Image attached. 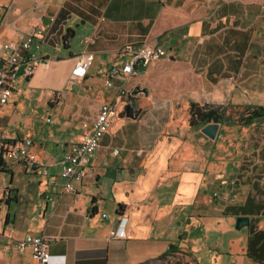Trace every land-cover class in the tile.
Segmentation results:
<instances>
[{
  "label": "crops",
  "instance_id": "0c3cea01",
  "mask_svg": "<svg viewBox=\"0 0 264 264\" xmlns=\"http://www.w3.org/2000/svg\"><path fill=\"white\" fill-rule=\"evenodd\" d=\"M51 18L33 73L24 59L0 105V141L30 138L57 198L40 195L51 185L23 162L0 160V264H38L13 243L27 234L53 239L48 264H150L178 251L193 264H264L248 253L264 232V122L219 125L211 139L188 112L191 102L264 105V0H0V68L4 42ZM141 43L169 55L106 86L119 49ZM84 53L86 75L70 82ZM105 102L118 115L86 178L64 190L63 154ZM239 216L249 221L237 228ZM122 217L125 236H111Z\"/></svg>",
  "mask_w": 264,
  "mask_h": 264
},
{
  "label": "built area",
  "instance_id": "2783aa9c",
  "mask_svg": "<svg viewBox=\"0 0 264 264\" xmlns=\"http://www.w3.org/2000/svg\"><path fill=\"white\" fill-rule=\"evenodd\" d=\"M52 21L53 18L44 26L36 27L27 35L20 36L18 40L7 41L2 44V52L6 56V64L0 68V105L7 103L11 98L10 81L14 78L15 69L24 59H26L24 74L31 75L33 73L34 64L38 60L37 53L41 48L47 31L52 26ZM168 55V52L160 46L148 43H141L136 46L126 44L119 49L116 61L108 67L105 84L110 87L113 84V77L129 76L135 73L136 67L146 66ZM92 60L93 54L91 53L80 55L71 68L70 82L82 79L86 75ZM120 92L126 93L127 99L129 98V93L124 89L120 90ZM117 115L118 111L113 103H103L97 111L92 124L90 126L84 124L87 130L82 134V137L78 141L69 144L63 154L59 173L64 190L74 191L73 183L75 181L81 182L86 178L88 175V163ZM32 144L33 142L30 138L6 144L0 141V148L2 149H0V160L7 162L21 161L28 170L37 172L40 176L45 177V182L51 185V190L47 192L42 190L40 195L45 196L46 200L54 202L58 192L56 179L54 176L49 175L46 166L36 161L31 152ZM231 184L234 185L235 181L232 180ZM231 198H236L235 191L231 194ZM125 223L126 219L120 218L116 228L111 232V236H125ZM52 241L53 239L50 237L27 234L21 239L14 240L13 243L19 251L29 250L38 264H48L51 257L49 248Z\"/></svg>",
  "mask_w": 264,
  "mask_h": 264
},
{
  "label": "trees",
  "instance_id": "16d2710c",
  "mask_svg": "<svg viewBox=\"0 0 264 264\" xmlns=\"http://www.w3.org/2000/svg\"><path fill=\"white\" fill-rule=\"evenodd\" d=\"M126 112L129 116H133L130 103L126 106ZM188 112L189 125L194 128H201L207 123L216 122L220 124L221 131L224 126H249L264 122V105L233 106L191 102ZM260 208L257 207L258 210ZM233 210L243 215L247 214L244 207L233 208ZM248 253L255 260L264 261V232H253V236L249 240ZM165 257L166 254H163L160 259ZM147 264L149 263L147 262Z\"/></svg>",
  "mask_w": 264,
  "mask_h": 264
},
{
  "label": "rangeland",
  "instance_id": "374dc122",
  "mask_svg": "<svg viewBox=\"0 0 264 264\" xmlns=\"http://www.w3.org/2000/svg\"><path fill=\"white\" fill-rule=\"evenodd\" d=\"M227 133L228 134H232L233 142L237 143V141L239 139V130H238V128H235V129H232V130H228ZM235 178L236 177H233L232 180H234L236 182ZM262 194L264 195L263 191L259 192V195H262ZM262 212L264 213V208L262 209ZM150 264H193V263H192L191 258L189 256H187L186 253H184L182 251H178V252H173V253L169 254L164 259L154 260Z\"/></svg>",
  "mask_w": 264,
  "mask_h": 264
},
{
  "label": "water",
  "instance_id": "95a60500",
  "mask_svg": "<svg viewBox=\"0 0 264 264\" xmlns=\"http://www.w3.org/2000/svg\"><path fill=\"white\" fill-rule=\"evenodd\" d=\"M134 102H135V99H134V96L131 97V104L132 106L134 107ZM219 123H216V122H210V123H207L205 124L204 126H202L200 128L201 132L203 134H205L207 137L211 138V139H214L215 136H216V133L218 131V128H219ZM248 218L244 217V216H239L237 218V223H236V227L237 228H240L242 227L243 225L247 224L248 223Z\"/></svg>",
  "mask_w": 264,
  "mask_h": 264
}]
</instances>
